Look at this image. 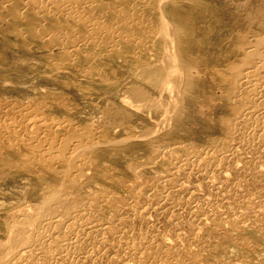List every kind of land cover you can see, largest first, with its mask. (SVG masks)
<instances>
[{
    "label": "rangeland",
    "instance_id": "rangeland-1",
    "mask_svg": "<svg viewBox=\"0 0 264 264\" xmlns=\"http://www.w3.org/2000/svg\"><path fill=\"white\" fill-rule=\"evenodd\" d=\"M6 1L0 0V264H264V136L251 127L252 114L249 122L239 117L240 109H264V97L248 91L251 99L246 89L239 95L233 72L241 63L239 36L264 32V0H168L170 41L159 35L157 0L118 4L115 14L131 15L128 26L105 13L115 0H82V7L76 0ZM97 21L111 32L128 27L130 36H90ZM166 70L177 74L173 90L165 89Z\"/></svg>",
    "mask_w": 264,
    "mask_h": 264
},
{
    "label": "bare ground",
    "instance_id": "bare-ground-1",
    "mask_svg": "<svg viewBox=\"0 0 264 264\" xmlns=\"http://www.w3.org/2000/svg\"><path fill=\"white\" fill-rule=\"evenodd\" d=\"M8 1V0H7ZM6 1V2H7ZM14 1V0H13ZM46 1V0H45ZM57 1V0H56ZM71 1V0H70ZM69 1V2H70ZM103 1V0H102ZM116 2L115 3H109V2H107L109 5L108 6H106L107 7V10H106V12L105 13H107L108 15H109V18H110V16H113V15H115L116 17H119L118 18V23H124L125 24V26H126V24H127V26H128V24L130 23V18H131V15L129 16L128 15V13H127V11L125 10V11H123V9H125L128 5H126L127 3H128V1H126V0H115ZM131 1V0H130ZM140 1H142V0H140ZM173 1V0H172ZM179 1V0H178ZM188 1H191V0H188ZM193 1V0H192ZM191 1V2H192ZM2 2H4V1H2ZM40 2H42V1H40ZM50 2V1H49ZM51 2H52V0H51ZM50 2V3H51ZM61 2H63V1H61ZM61 2H60V5H61ZM76 3H77V5L79 6V5H81V3H83L82 2V0H76L75 1ZM74 2V3H75ZM85 2V1H84ZM86 2H87V0H86ZM121 2H123L125 5V7H120V8H123V9H121V11L119 12V14L117 13V14H115L116 12H115V9H118V7L120 6H118V4H120ZM137 2V1H136ZM144 1H142V3H143ZM181 2V1H180ZM56 4L58 3L59 4V2L57 1V2H55ZM66 3H67V1H66ZM73 3V2H72ZM71 3V4H72ZM88 3H89V0H88ZM94 3V2H93ZM97 3V2H96ZM107 3H106V5H107ZM144 3H147V0H146V2H144ZM166 3H168V0H157V8H158V22H159V24H160V30H159V35L160 36H162V37H164L165 39H168L169 41L170 40H172V38H173V35H172V32H174V31H171V30H173L171 27H169V25H168V21H167V16H164L165 14V12H164V9H165V6H166ZM30 4V3H29ZM35 4V3H34ZM37 4V3H36ZM38 4H39V2H38ZM44 5V3H41V5ZM53 4V3H52ZM70 4V3H69ZM98 4V3H97ZM104 4V3H103ZM149 4V3H148ZM169 4V3H168ZM170 4H172V3H170ZM27 5V4H26ZM31 5V4H30ZM33 5V4H32ZM42 5V6H43ZM48 5V4H47ZM55 5V4H54ZM63 5V4H62ZM67 5V4H66ZM66 5H65V7H66ZM83 5H84V3H83ZM83 5H81V7L83 6ZM86 5H88V4H86ZM101 5V4H100ZM141 5V4H140ZM177 5H179V3L177 4ZM25 6V5H24ZM29 6V5H28ZM36 6V5H35ZM45 6H46V3H45ZM50 6H53V5H50ZM56 6V5H55ZM55 6H53V7H55ZM68 6V5H67ZM73 6H74V4H73ZM85 6V5H84ZM136 6V5H135ZM142 6V5H141ZM145 6V8H148V5L146 4V5H144ZM39 7V6H38ZM49 7V6H48ZM61 7H63V6H60L59 8H60V10H61ZM129 7V6H128ZM133 7V6H132ZM137 7H139V6H137ZM136 7V8H137ZM151 7H152V5H151ZM4 8V7H3ZM40 8V7H39ZM45 8V7H44ZM46 8H47V6H46ZM45 8V9H46ZM58 8V9H59ZM84 8V7H83ZM135 8V7H134ZM44 9V10H45ZM57 9V8H56ZM65 9V8H64ZM69 9H70V6H69ZM75 9V8H74ZM133 9V8H132ZM131 9V10H132ZM149 10H150V7L148 8ZM147 9V10H148ZM155 9V8H154ZM171 9V8H170ZM37 10H40V9H37ZM47 10V12H48V8L46 9ZM59 10V11H60ZM66 10H68V8L67 9H65V11ZM78 10H81V9H78ZM139 10V9H138ZM148 10V11H149ZM172 10V9H171ZM52 11V10H51ZM62 11V10H61ZM60 11V13L62 14V12ZM74 11V10H73ZM77 11V10H76ZM75 11V12H76ZM141 11V10H140ZM169 11V10H168ZM33 12V11H32ZM53 12H56V11H53ZM72 13V12H66V13H68V18H67V20L68 19H70V20H72V21H74V19H72L73 18V16L71 15V14H76V13ZM136 12V11H135ZM151 12V11H150ZM164 12V13H163ZM167 12V11H166ZM49 13H51V12H49ZM57 13V12H56ZM64 13V12H63ZM66 13H64V14H66ZM77 13H78V11H77ZM81 13V12H80ZM83 13V12H82ZM101 13V12H100ZM132 13V12H131ZM137 13V12H136ZM168 13V12H167ZM171 13V12H170ZM173 13V12H172ZM44 14V13H43ZM54 14V13H53ZM107 14H105V15H107ZM141 15H142V13H140ZM31 15V14H30ZM47 15V14H46ZM49 15V14H48ZM78 15H81V14H78ZM136 15V14H135ZM139 15V14H138ZM170 15H172V14H170ZM40 16V15H39ZM38 15H37V17H39ZM51 16V15H50ZM53 16V15H52ZM62 16V15H61ZM64 16H66V15H64ZM63 16V17H64ZM75 16H77V15H75ZM85 16V15H84ZM92 16H93V14H92ZM122 16H124V19H123V17ZM168 16H169V14H168ZM58 17H60V16H58ZM80 17V16H79ZM115 17V18H116ZM120 17H122V19L120 18ZM132 17H134V15H132ZM170 17V16H169ZM18 18H19V16H18ZM56 18V17H55ZM75 18V17H74ZM76 18H78V17H76ZM76 18H75V21H77V26H81V28L83 29V30H85L86 28H91V26L90 27H86L85 28V26H86V23L88 22V20L86 21V20H84V18H78V20H76ZM88 18V17H87ZM86 18V19H87ZM92 18V17H91ZM99 17H97L96 16V18L95 19H98ZM109 18L107 19V21H105V20H103L102 19V22L104 21V22H110V20H109ZM136 18V17H135ZM88 19H90V18H88ZM172 19V18H171ZM18 20V19H17ZM101 20V19H100ZM135 20V19H134ZM137 20V19H136ZM141 20V19H140ZM8 21V20H7ZM22 21V20H21ZM43 21H45V20H43ZM60 21V20H59ZM74 21V22H75ZM131 21H133V19L131 20ZM139 21V20H138ZM149 21V20H148ZM170 21V20H169ZM246 21V20H245ZM23 22V21H22ZM35 22H37V21H35ZM58 22V21H57ZM93 22V21H92ZM101 21L100 22H95V26L93 25V30L90 32V33H92V34H90V36L91 35H93V34H97V32H100L101 30H104V31H107V32H109L111 29H110V27L109 26H106L104 23H102ZM129 22V23H128ZM143 22V21H142ZM171 22V21H170ZM39 23V22H38ZM41 23V22H40ZM47 23V22H46ZM90 23H91V21H90ZM94 23V22H93ZM99 23H101V24H99ZM112 23V22H111ZM173 23V22H172ZM171 23V24H172ZM42 24V23H41ZM57 24H59V23H57ZM69 24V23H68ZM67 23H66V25H68ZM153 24V23H152ZM234 24V23H233ZM55 25V24H54ZM91 25V24H90ZM133 25H134V23H133ZM179 25V24H178ZM177 25V26H178ZM254 25V24H253ZM64 26V25H63ZM118 26V25H117ZM121 25H119L117 28H119ZM136 26H137V24H136ZM159 26V25H158ZM170 26H172V25H170ZM252 26V25H251ZM264 26V25H263ZM37 27H38V25H37ZM39 27H42V25L41 26H39ZM143 27H145V26H143ZM249 27V26H248ZM34 28V27H33ZM36 28V27H35ZM43 28V27H42ZM69 28V27H68ZM85 28V29H84ZM124 28V27H123ZM132 28V27H131ZM138 28V27H137ZM173 28H175L174 26H173ZM179 28V27H178ZM256 28V27H255ZM260 28H262V27H260ZM259 28V29H260ZM48 29V28H47ZM61 29V31L63 30V32H64V30L65 29H62V28H60ZM59 29V30H60ZM71 29H72V26H71ZM33 30V29H32ZM58 30V29H57ZM69 30V29H68ZM114 30V29H113ZM112 30V31H113ZM118 30V29H117ZM119 30H121V31H119ZM119 32L120 33H118L117 31H115L114 30V32L116 33L117 32V34H116V36H115V34H113L114 32H111L110 31V33H112L113 35H109L108 36V39L111 41V39H113L114 37H116V38H119L120 40L121 39H125V37L126 36H130L129 35V33H127L126 34V32L129 30V28L127 27V28H125L124 29V31H123V29H120L119 28ZM175 30V29H174ZM44 31H45V29H44ZM51 30H49V31H47V32H43L44 33V35L45 34H48L49 32H50ZM53 31V30H52ZM65 31H67V30H65ZM77 31V30H76ZM103 31V32H104ZM187 31H189V30H187ZM57 32H59V31H57ZM79 32V31H78ZM102 32V31H101ZM100 32V33H101ZM102 32V33H103ZM131 32H132V29H131ZM38 33V32H37ZM37 33H35L36 34V37H37ZM54 33V32H53ZM59 33H61V35H60V37L62 36V32H59ZM64 33H66V35L68 34L67 32H64ZM73 34H74V32H72ZM89 33V32H88ZM100 33H98V34H100ZM106 33V32H105ZM136 33H137V31H136ZM135 33V34H136ZM145 33V32H144ZM191 33V32H190ZM221 33V32H220ZM248 33H250V30H249V32ZM18 34V33H17ZM20 34V33H19ZM50 34V33H49ZM52 34V33H51ZM54 34H56V33H54ZM80 34V33H79ZM97 34V35H98ZM104 34V33H103ZM133 34H134V32H133ZM134 34V35H135ZM195 34V33H194ZM237 34V33H236ZM43 34H41V36H42ZM53 35V34H52ZM59 34H57V36H58ZM65 35V34H64ZM82 35H86V33L84 34V33H82L81 34V36ZM94 35V36H95ZM102 35V34H101ZM101 35H99V37L101 36ZM150 35V34H149ZM249 34H241L239 37V44H237L236 45V49L237 50H240V53H241V63H240V66L239 65H237V66H234V68H233V72L235 73V74H237V79H236V83H235V88L236 89H238L237 91H235V92H239L238 94L240 95V93H242V91L243 90H247V92L249 91L250 93H252L255 97H253V98H256V96L258 97V95H262L263 97H264V32H260V33H258V31L256 32L255 31V33L253 34V35H251V36H248ZM35 36V35H34ZM40 36V35H39ZM41 36H40V38H41ZM47 36V35H46ZM71 39H72V37L70 36V35H68ZM68 36H66V38L69 40L70 38H68ZM73 36V35H72ZM89 36V37H90ZM105 35H103V37H104ZM107 36V35H106ZM133 36V35H132ZM130 37V39L131 38H134V39H132V40H135V41H137L136 39H135V37ZM160 36H158V37H160ZM186 36V35H185ZM198 36V35H197ZM48 37V36H47ZM59 37V36H58ZM62 37H64L65 38V36H62ZM60 38V39H62V40H64L63 38ZM88 37V35H87V38H89ZM102 37V38H103ZM154 37H156V36H154ZM175 37V36H174ZM32 38V37H31ZM44 38V37H43ZM50 38H53L52 36L50 37ZM56 39H57V37H55ZM65 38V39H66ZM82 38H84V37H82ZM86 38V37H85ZM98 38V37H97ZM107 38V37H106ZM129 38V37H128ZM37 39V38H36ZM66 39V40H67ZM79 39V38H78ZM90 39V38H89ZM100 40H101V38H99ZM123 39V40H124ZM126 39H127V37H126ZM162 39V38H161ZM192 39V38H191ZM39 40V39H38ZM45 40H48L47 38H45ZM76 40V39H75ZM91 40V39H90ZM92 40H94V38L92 39ZM91 40V41H92ZM95 40H96V38H95ZM98 40V39H97ZM119 40V41H120ZM131 40V41H132ZM167 40V41H168ZM173 40H175V38H173ZM52 42L54 41V39L53 40H51ZM59 41V40H58ZM70 41V40H69ZM106 41H108L107 39L105 40V42ZM110 41H108L109 43H110ZM167 41H165L166 42V44H168L169 43V41L167 42ZM193 41H194V39H193ZM40 42H41V39H40ZM63 42V41H62ZM62 42H61V44H62ZM71 42V41H70ZM100 42H102V41H100ZM99 42V43H100ZM114 42V41H113ZM124 42H126V40L124 41ZM42 43V42H41ZM72 43L74 44L75 42H73L72 41ZM78 43V42H77ZM92 43V42H91ZM103 43V42H102ZM107 43V42H106ZM129 43H130V41L128 42V44H127V42H126V44L127 45H129ZM137 43H138V41H137ZM171 43H172V41H171ZM170 43V44H171ZM195 43V42H194ZM200 43V42H199ZM49 44H50V42H49ZM73 44H71V45H73ZM111 44H112V42H111ZM115 44V43H114ZM114 44H112L113 46H111V47H114ZM118 44V43H117ZM121 44V43H120ZM174 44H175V42H174ZM48 45V44H47ZM52 46L54 45V44H51ZM75 46H77L76 44H74ZM73 45V46H74ZM83 45V44H82ZM97 45H99V44H97ZM107 45V44H106ZM105 45V46H106ZM130 45H131V43H130ZM169 45V44H168ZM168 45H166V46H168ZM14 46V45H13ZM58 46V45H57ZM57 46H55V47H57ZM96 46V45H95ZM103 46V45H102ZM108 46V45H107ZM109 46H110V44H109ZM165 46V47H166ZM172 46V45H171ZM46 47V46H45ZM45 47H44V49H45ZM51 47V46H50ZM111 47H108V48H111ZM133 47V46H132ZM164 47V48H165ZM173 47V46H172ZM176 47V46H175ZM48 48L49 47H47L46 49L48 50ZM58 48V47H57ZM57 48H56V50H57ZM61 48H64V47H61ZM72 48V47H71ZM60 49V48H59ZM58 49V50H59ZM70 49V48H69ZM68 49V50H69ZM115 49V48H114ZM63 51H65L64 49H62ZM135 50H137V49H135ZM134 50V51H135ZM168 50L169 51H171V50H175V49H172V48H170L169 49V46H168ZM168 50L167 51H165L164 52V57L163 58H165V55H167V54H165V53H167L168 52ZM178 50V49H177ZM50 51V50H49ZM76 51V50H75ZM111 51V50H110ZM118 51V50H117ZM68 51H66V53H67ZM119 52L121 53V51L119 50ZM46 53V52H45ZM171 53V52H170ZM173 53V52H172ZM172 53H171V55H172ZM52 54V53H51ZM110 54V53H109ZM113 54V53H112ZM119 54V53H118ZM117 54V55H118ZM168 54H169V52H168ZM175 54V53H174ZM173 54V55H174ZM111 55V54H110ZM131 55H133V54H131ZM135 55V54H134ZM170 55V56H171ZM239 55V54H238ZM69 56V55H68ZM87 56V55H86ZM123 56V55H122ZM221 56V55H220ZM176 57V56H175ZM70 58V57H69ZM129 58V57H128ZM135 58V57H134ZM171 58H173V57H171ZM171 58H167V59H169V60H171ZM178 58V57H177ZM177 58H175L176 59V61L177 62H179V59H177ZM221 58V57H220ZM219 58V59H220ZM51 59V58H50ZM97 59V58H96ZM95 59V60H96ZM175 59H173V60H175ZM130 60V59H129ZM140 60V59H139ZM159 60V59H158ZM161 60H163V59H161ZM166 60V59H165ZM173 60H172V63H174L173 62ZM218 60V59H217ZM216 60V61H217ZM62 61V60H61ZM69 61V60H68ZM138 61V60H137ZM160 61V60H159ZM219 61V60H218ZM238 61V60H237ZM158 62V61H157ZM157 62H155V63H157ZM164 60L162 61V68H163V65H164ZM165 62H167V61H165ZM169 62V61H168ZM171 62V61H170ZM58 63V62H57ZM155 63H153V64H155ZM176 63V62H175ZM232 63H234V62H232ZM231 63V64H232ZM239 63V62H238ZM58 64H60V63H58ZM181 64V62L179 63V65ZM220 64V63H219ZM89 65V64H88ZM159 65V64H158ZM157 65V66H158ZM166 65V64H165ZM229 65H230V63H229ZM54 66V65H53ZM73 66V65H72ZM146 66V65H145ZM149 66H151L150 64H149ZM153 66H155V65H153ZM152 66V69L154 68ZM156 67V66H155ZM172 67V69H173V67H174V65H172L171 66ZM170 66H169V68H171ZM148 68V67H147ZM161 68V70H162V73L164 72V70ZM175 68V67H174ZM180 69H182L183 70V68H181V65H180V67H179ZM178 68V69H179ZM224 68V67H223ZM222 68V69H223ZM232 68V67H231ZM80 69V68H79ZM85 69V68H84ZM87 69H89V68H87ZM141 69V68H140ZM149 69V68H148ZM171 69V70H172ZM179 69V70H180ZM86 70V69H85ZM92 70V69H91ZM145 70V69H144ZM149 70H151V67H150V69ZM173 70H175V69H173ZM176 70V71H178L179 73H180V71L182 72V70ZM215 70H216V68H215ZM228 70H230V69H228ZM227 70V71H228ZM146 71V70H145ZM167 71V70H166ZM170 70H168L167 72H165V73H168ZM67 72V71H66ZM95 72H96V70H95ZM153 72V71H152ZM229 72V71H228ZM232 72V73H233ZM99 73V72H98ZM143 73V75H144V72H142ZM145 73H147V72H145ZM162 73L157 69V71H155L154 72V74L156 75V78H160V81L162 80V79H164V78H162ZM176 73V72H175ZM81 74V73H80ZM148 74H149V72H148ZM164 74V73H163ZM219 74V73H218ZM83 75V74H82ZM183 75V74H182ZM220 75V74H219ZM218 75V76H219ZM230 75V74H229ZM233 75V74H232ZM51 76V75H50ZM142 76V75H141ZM179 76V75H178ZM181 76V75H180ZM228 76V75H227ZM115 77V76H114ZM140 77V76H139ZM138 77V78H139ZM164 77H165V75H164ZM176 77V78H175ZM220 77V76H219ZM173 78H175L176 80H177V74H176V76H175V74H174V72L173 71H170L169 73H168V75H167V77L165 78V80H163L164 81V84H165V89H171V87H172V84L175 82H173V80H175V79H173ZM155 79V78H154ZM171 79H173V80H171ZM184 79V78H183ZM190 79V78H189ZM229 79V78H228ZM147 81H148V79H146ZM157 80V79H156ZM162 81V82H163ZM150 81H148V83H149ZM173 82V83H172ZM178 82V81H177ZM181 81H179V83H180ZM183 82V81H182ZM226 82V81H225ZM113 83V82H112ZM161 83V82H160ZM223 83H224V81H223ZM103 84V83H102ZM176 84V83H175ZM186 84V83H185ZM228 84V83H227ZM152 85V84H151ZM177 85V84H176ZM178 85H180V84H178ZM187 85V84H186ZM231 85V84H230ZM155 86V85H154ZM183 86H185V85H183ZM183 86H182V88H183ZM225 86V85H224ZM135 87H136V85H135ZM161 87H163L162 85H161ZM189 87V86H188ZM187 87V88H188ZM192 87V86H191ZM80 88V87H79ZM134 88V87H133ZM132 88V89H133ZM140 88V87H139ZM138 88V89H139ZM173 88V87H172ZM178 88V87H177ZM141 89H143L142 87H141ZM140 89V90H141ZM162 89V88H161ZM164 89V88H163ZM179 89H180V86H179ZM171 90H173V89H171ZM176 90H178V89H176ZM175 89H174V93H175V91H176ZM191 90V89H190ZM143 91V90H142ZM159 91H161V90H159ZM163 91V90H162ZM161 91V92H162ZM165 91V90H164ZM139 92H141V91H137V90H135V91H133V93L136 95V98L138 97V93ZM145 92H146V90H145ZM161 92H159L160 94H162ZM234 92V93H235ZM248 92V93H249ZM143 93V92H142ZM148 93V96H149V92H147ZM177 93V92H176ZM179 93V92H178ZM249 93V94H250ZM133 94V95H134ZM141 94V93H140ZM154 94V93H153ZM237 94V93H236ZM248 94V95H249ZM252 94H250L251 95V99H252ZM142 95V94H141ZM167 95V94H166ZM174 95H176V94H174ZM183 95V94H182ZM184 95H185V93H184ZM260 95V97L262 98V96ZM132 96V95H131ZM140 96V95H139ZM143 96V95H142ZM232 96H234V95H232ZM238 96V95H237ZM126 97H128V96H126ZM130 97V96H129ZM155 97V96H154ZM161 97V96H160ZM172 97H173V95H172ZM133 98V97H132ZM135 98V99H136ZM138 98H140V97H138ZM173 98H175V96L173 97ZM235 98V97H234ZM243 98V97H242ZM260 98V99H261ZM147 99V98H146ZM163 99H165V98H163ZM172 99V98H171ZM176 99H177V96H176ZM175 99V100H176ZM237 100L239 99L238 97L236 98ZM241 99V98H240ZM247 99H248V97H247ZM258 99V98H257ZM57 100V99H56ZM127 100V99H126ZM139 100H141V99H139ZM138 100V101H139ZM150 100V99H149ZM154 100V99H153ZM232 100V99H231ZM244 100V99H243ZM145 101V100H144ZM143 101V102H144ZM148 101V100H147ZM239 101V100H238ZM261 101V100H260ZM262 101H263V99H262ZM142 102V103H143ZM153 102V101H152ZM167 102V101H166ZM171 102V101H170ZM169 102V103H170ZM233 102V101H232ZM235 102H236V100H235ZM244 101H242V103H243ZM146 103V102H145ZM149 103V102H148ZM168 103V104H169ZM172 103H174V102H172ZM241 103V104H242ZM245 103V102H244ZM4 104V103H3ZM133 104V103H132ZM235 104V103H234ZM238 104V103H237ZM255 104H258V102L256 101V102H254V105ZM36 105V104H35ZM174 105V104H173ZM244 105H246V104H244ZM244 105H242V106H244ZM252 104L250 103V106H251ZM30 106V105H29ZM166 106H167V104H166ZM171 106V105H170ZM169 106V107H170ZM176 106H178V105H176ZM257 106V105H256ZM264 106V105H263ZM14 107V106H13ZM114 107V106H113ZM123 107V106H122ZM146 106L144 105V108H145ZM172 107V106H171ZM248 107H249V105H248ZM255 107V106H254ZM260 107V106H259ZM259 107H257V108H259ZM10 108H12L11 106H10ZM108 108V107H107ZM115 108V107H114ZM142 108V107H141ZM175 108V107H174ZM246 108V107H245ZM256 108V109H257ZM264 108V107H263ZM23 109V108H22ZM25 109H27L26 107H25ZM110 109H111V107H110ZM113 109V108H112ZM123 109V108H122ZM121 109V110H122ZM147 109V108H146ZM172 109V108H171ZM176 109V108H175ZM178 109V108H177ZM262 108H260L259 110H255V111H253L252 110V112H242V109H240V112H241V116H239V117H241L242 119H247V118H249L248 119V122H249V120L252 118L253 119V124H252V122H251V124L253 125V126H251L252 128H254V126H255V132L257 133V134H260L259 136H264V109H262ZM28 110V109H27ZM108 110V109H107ZM119 110V109H118ZM117 110V111H118ZM125 110V109H124ZM128 110V109H127ZM173 110V109H172ZM251 110V109H250ZM16 111V110H15ZM18 111H20L19 109H18ZM30 110H28V112H29ZM33 111V110H32ZM109 111V110H108ZM126 111V110H125ZM129 111V110H128ZM148 111V110H147ZM169 111V110H168ZM249 111V110H248ZM6 112V111H5ZM119 112H121V111H119ZM237 112H239V110H237ZM239 112V113H240ZM35 112H33V114H34ZM111 113V112H110ZM123 113V112H122ZM16 114V113H15ZM29 114V113H28ZM107 114V113H106ZM126 114H127V112H126ZM168 114V113H167ZM167 114H164V115H167ZM250 114H252V117L250 118ZM21 115V114H20ZM117 115V114H116ZM122 115V114H121ZM15 116V115H14ZM23 116V115H22ZM29 116V115H28ZM110 116H112V115H110ZM109 116V117H110ZM125 116V115H124ZM10 117V116H9ZM16 117V116H15ZM113 117H115L114 115H113ZM119 116L117 115V118H118ZM32 118V117H31ZM30 118V119H31ZM34 118H36V117H34ZM40 118V117H39ZM111 118V117H110ZM237 118V117H236ZM241 118H238L239 120L241 119ZM262 119L263 118V121L262 120H260L261 121V123L260 122H258L259 120L258 119ZM26 119V118H25ZM130 119V118H129ZM251 119V120H252ZM3 120V119H2ZM19 120V119H18ZM32 120V119H31ZM108 120V119H107ZM106 120V121H107ZM162 120V119H161ZM239 120H238V122H239ZM27 121V120H26ZM38 121V120H37ZM114 121V120H113ZM71 122V121H70ZM122 122V121H121ZM125 122V121H124ZM161 122V121H160ZM160 122H159V125H160ZM163 122V121H162ZM169 122V121H168ZM29 123V122H28ZM46 123V122H45ZM169 123H171V122H169ZM233 123H235V122H233ZM31 124L33 125V126H36V125H34L32 122H31ZM44 124V123H43ZM42 123H41V125H43ZM56 124V123H55ZM70 124V123H69ZM89 124H91V123H89ZM105 124H107V122H105ZM111 124H112V121H111ZM111 124L109 125L110 127H111ZM162 124V123H161ZM236 124V123H235ZM247 124L248 123H246V126H247ZM9 125V124H8ZM38 125V124H37ZM40 125V126H41ZM53 125H54V123H53ZM88 125V124H87ZM93 125V124H92ZM92 125H91V127H92ZM104 125V124H103ZM245 125V124H244ZM24 127H25V124L23 125ZM75 126H76V124H75ZM108 126V125H107ZM232 126V125H231ZM234 126V125H233ZM232 126V127H233ZM236 126V125H235ZM8 127V126H7ZM10 127V126H9ZM51 127V126H50ZM53 127H55V125L53 126ZM65 127V126H64ZM70 127V126H69ZM83 127V126H82ZM104 127H106V125L104 126ZM162 127H164V126H162ZM231 127V128H232ZM242 127V126H241ZM240 127V128H241ZM12 128V127H11ZM17 128V127H16ZM15 128V129H16ZM51 130H52V128H50ZM65 129V128H64ZM81 129V128H80ZM106 129V128H105ZM104 129V130H105ZM156 129V128H155ZM160 129V128H159ZM247 129H248V127H247ZM1 130V129H0ZM11 130V129H10ZM82 130V129H81ZM93 130V129H92ZM153 130V129H152ZM233 130V129H232ZM232 130H230V131H232ZM246 130V129H245ZM11 131H13V130H11ZM30 131V130H29ZM75 131V130H74ZM87 131H89V130H87ZM235 131V129L233 130V132ZM86 132V131H85ZM105 132V131H104ZM150 132H152L151 130H150ZM150 132H149V134H150ZM233 132H231V133H233ZM238 131H236V133H237ZM248 132V131H247ZM251 132H252V130H251ZM49 134V133H48ZM90 134V133H89ZM246 134V133H245ZM249 134H251V133H249ZM253 134H255L254 132H253ZM65 135V134H64ZM80 135H81V133H80ZM83 135V134H82ZM145 135H147L148 136V134H145ZM152 135V134H151ZM161 135V134H160ZM233 135V134H232ZM236 135V134H235ZM40 135H38V137H39ZM61 136V135H60ZM67 136V135H66ZM78 136V135H77ZM90 136V135H89ZM258 136V137H259ZM50 137V136H49ZM54 137V136H53ZM62 137V136H61ZM60 137V138H61ZM80 137V136H79ZM88 137V136H87ZM145 137V136H144ZM151 137V136H150ZM11 138H12V136H11ZM16 138V137H15ZM55 138H56V136H55ZM54 138V139H55ZM67 138V137H66ZM65 138V136L63 137V139H66ZM73 138H75L74 136H73ZM81 138H83L82 136H81ZM99 138V137H98ZM129 138H131V137H129ZM243 138V137H242ZM5 139V138H4ZM40 139V138H39ZM49 141L51 140L50 138H47ZM46 138L44 139L45 141L47 140ZM57 139V138H56ZM55 139V140H56ZM70 139H71V137H70ZM126 139H128V138H126ZM154 139V138H153ZM244 139V138H243ZM251 139H253V138H251ZM25 140V139H24ZM43 140V139H42ZM58 140H59V138H58ZM61 140V139H60ZM67 140H69L68 138L66 139V141ZM85 140V139H84ZM219 140V139H218ZM11 141V140H10ZM54 141V140H53ZM83 141V140H82ZM122 141V140H121ZM121 141H119V144H120V142ZM130 141V140H129ZM233 141V140H232ZM8 142V141H7ZM67 142H69V141H67ZM72 142V141H71ZM70 142V143H71ZM92 142V141H91ZM108 142V141H107ZM126 142V141H125ZM124 142V143H125ZM254 142H255V140H254ZM25 143H27V142H25ZM46 143V142H45ZM47 143H48V141H47ZM53 143V142H52ZM75 143V142H74ZM110 143V142H109ZM122 143V142H121ZM216 143V142H215ZM17 144V143H16ZM28 144V143H27ZM37 144V143H36ZM39 144V143H38ZM73 144V143H72ZM77 144V143H76ZM81 144H82V142H81ZM11 145V144H10ZM48 145H50V144H48ZM52 145V144H51ZM70 144L68 143V146H69ZM83 145H84V143H83ZM97 145H99V144H97ZM126 145H127V143H126ZM169 145V144H168ZM167 145V146H168ZM173 145V144H172ZM71 147H72V145H70ZM89 146V145H88ZM87 146V147H88ZM94 146V145H93ZM167 146H165V148L167 147ZM175 146V145H174ZM187 146V145H186ZM215 146V145H214ZM252 146V145H251ZM14 147V146H13ZM48 147H51V146H48ZM71 147H70V150H71ZM75 147V146H74ZM83 147V146H82ZM89 147H91V146H89ZM108 147H110V146H108ZM173 147V146H172ZM209 147V146H208ZM236 147V146H235ZM234 147V148H235ZM258 147V146H257ZM12 148V147H11ZM40 148V147H39ZM54 148V147H53ZM78 148V147H77ZM79 148H81V147H79ZM37 149V148H36ZM35 149V150H36ZM44 149V148H43ZM52 149V148H51ZM90 149V148H89ZM95 149V148H94ZM204 149V148H203ZM216 149V148H215ZM54 150V149H53ZM74 150V149H73ZM72 150V151H73ZM86 150V149H85ZM92 150V149H91ZM168 150V149H167ZM191 150V149H190ZM193 150V149H192ZM234 150H236V148L234 149ZM93 151V150H92ZM160 151V150H159ZM229 151V150H228ZM37 152H39V151H37ZM41 152V151H40ZM39 152V153H40ZM79 152V151H78ZM82 152V151H81ZM86 152V151H85ZM91 152V151H90ZM234 152V151H233ZM237 152V151H236ZM30 153H32V152H30ZM39 153H37L38 155H39ZM42 153V152H41ZM40 153V154H41ZM45 153V152H44ZM48 153V152H47ZM171 153V152H170ZM224 153V152H223ZM51 154V153H50ZM50 154H49V156H50ZM84 154H88V153H84ZM204 154V153H203ZM247 154V153H246ZM46 155V154H45ZM53 155V154H52ZM90 155V154H89ZM202 155V154H201ZM233 155H234V153H233ZM239 155V154H238ZM35 157H36V154L34 155ZM41 156H43L42 154H41ZM86 156V155H85ZM91 156V155H90ZM189 156V155H188ZM194 156V155H193ZM192 156V157H193ZM200 156V155H199ZM213 156V155H212ZM236 156V155H235ZM29 157V156H28ZM32 157V156H31ZM40 157V156H39ZM51 157V156H50ZM53 157H54V155H53ZM78 157V156H77ZM80 157V156H79ZM83 156H81V158H82ZM87 157V156H86ZM198 157V156H197ZM217 157V156H216ZM238 157H240V156H238ZM243 157V156H242ZM25 158V157H24ZM23 158V159H24ZM27 158V157H26ZM37 158H38V156H37ZM37 158H35V159H37ZM43 158V157H42ZM49 158V157H48ZM47 158V159H48ZM69 158V157H68ZM162 158V157H161ZM188 158V157H187ZM219 158H220V156H219ZM218 158V159H219ZM29 159V158H28ZM28 159H27V161H28ZM34 159V162H36L37 163V161H38V159H37V161ZM76 159V158H75ZM77 159H79V158H77ZM240 159V158H239ZM25 160V159H24ZM30 160V159H29ZM43 160H44V158H43ZM49 160H50V158H49ZM54 160V159H53ZM80 160V159H79ZM83 160V159H82ZM90 160V158L88 159V161ZM149 160V159H148ZM187 160V159H186ZM193 160H194V158H193ZM41 161V160H40ZM88 161H86V162H88ZM171 160H169V162H170ZM196 161V160H195ZM216 161V160H215ZM24 162V161H23ZM29 162H31V161H29ZM33 162V163H34ZM80 162V161H79ZM90 162V161H89ZM92 162V161H91ZM210 162V161H209ZM211 162H213V160L211 161ZM234 162H236V161H234ZM17 163V162H16ZM26 163V162H25ZM25 163H24V165H25ZM28 163V162H27ZM26 163V165H28ZM39 163V162H38ZM43 163V162H42ZM42 163H40V164H42ZM53 163V162H52ZM137 163V162H136ZM171 163H173V162H171ZM138 164V163H137ZM235 164V163H234ZM10 165V164H9ZM8 165V166H9ZM14 165H16L15 163H14ZM25 165V166H26ZM29 165H30V163H29ZM29 165H28V167H29ZM32 166H33V164H31ZM36 165H38V166H40L39 164H36ZM88 165V164H87ZM86 165V169L88 168V166ZM215 165V164H214ZM19 166V165H18ZM84 166V165H83ZM129 166V165H128ZM136 166V165H135ZM178 166V165H177ZM176 166V167H177ZM42 167V166H41ZM74 167H75V165H74ZM73 167V168H74ZM82 167V166H81ZM78 168V167H77ZM92 168V167H91ZM90 168V169H91ZM138 168V167H137ZM190 168V167H189ZM15 169V168H14ZM83 169V168H82ZM85 169V170H86ZM262 169V168H261ZM78 170H79V168H78ZM81 170V169H80ZM89 170V169H88ZM69 171V170H68ZM111 171V170H110ZM77 172V171H76ZM75 172V173H76ZM6 173V172H5ZM8 173V172H7ZM38 173H40V172H38ZM42 173V172H41ZM71 173V172H70ZM77 173H79V172H77ZM80 173H82V171H80ZM84 173V172H83ZM88 173V172H87ZM171 173V172H170ZM3 175H4V173H3ZM42 175V174H41ZM77 175V174H76ZM84 175V174H83ZM82 175V176H83ZM85 175H86V171H85ZM227 175V174H226ZM257 175V174H256ZM228 176V175H227ZM77 177H78V175H77ZM165 177H167V176H165ZM76 178V177H75ZM84 178V177H83ZM162 178V177H161ZM172 178V177H171ZM74 178H72V180H73ZM77 179H80V178H77ZM76 179V180H77ZM82 179V178H81ZM169 179V178H168ZM168 179H167V181H168ZM256 179V178H255ZM75 180V179H74ZM84 180V179H83ZM110 180V179H109ZM120 180V179H119ZM118 180V181H119ZM140 180V179H139ZM161 180V179H160ZM166 180V179H165ZM208 180V179H207ZM214 181V180H213ZM247 181V180H246ZM72 182V181H71ZM79 182H80V180H79ZM82 182V181H81ZM158 182H160V181H158ZM70 183V182H69ZM73 183V182H72ZM130 183V182H129ZM74 184V183H73ZM126 184V183H125ZM233 184V183H232ZM77 185V184H76ZM138 185V184H137ZM150 185V184H149ZM73 187V186H72ZM71 188V187H70ZM70 188H68V189H70ZM74 188V187H73ZM77 188V187H76ZM68 189H66V190H68ZM141 189V188H140ZM173 189V188H172ZM200 189V188H199ZM107 190V189H106ZM139 190V189H138ZM168 191H170L169 189H167ZM173 190H175V189H173ZM137 191V190H136ZM140 191V190H139ZM176 191H177V189H176ZM175 191V192H176ZM174 192V193H175ZM191 192V191H190ZM173 193V194H174ZM66 194V193H65ZM149 194V193H148ZM193 194V193H192ZM253 194V193H252ZM61 195V194H60ZM145 195H146V193H145ZM166 195V194H165ZM222 195V194H221ZM51 196V195H50ZM62 196V195H61ZM64 196H66V195H64ZM244 196V195H243ZM167 197V196H166ZM188 197V196H187ZM149 198V197H148ZM168 198V197H167ZM66 199H68L67 197H66ZM89 199V198H88ZM64 200V199H63ZM69 200V199H68ZM85 201H87V200H85ZM90 201V200H89ZM89 201H87V202H89ZM109 201V200H108ZM129 201V200H128ZM166 201V200H165ZM174 201V200H173ZM177 201V200H176ZM54 202V201H53ZM64 202H66V200H64ZM68 202V201H67ZM84 202V201H83ZM130 202V201H129ZM225 202V201H224ZM48 203H50V202H48ZM62 203V202H61ZM60 203V204H61ZM82 203V202H81ZM86 203V202H85ZM137 203V202H136ZM196 203V202H195ZM47 204V203H46ZM58 204V203H57ZM63 204V203H62ZM66 204V203H65ZM64 205V204H63ZM57 206V205H56ZM151 206V205H150ZM193 206V205H192ZM58 207H59V205H58ZM172 207H173V205H172ZM45 208V207H44ZM43 208V209H44ZM54 208V207H53ZM81 208V207H80ZM144 208V207H143ZM152 209H153V207H151ZM150 208V209H151ZM174 208V207H173ZM178 208V207H177ZM56 209V208H55ZM156 209H157V207H156ZM40 211V210H39ZM44 211V210H43ZM83 211V210H82ZM139 211V210H138ZM143 211L145 212V210L143 209ZM159 211V210H158ZM161 211V210H160ZM42 212V211H41ZM142 212V211H141ZM163 211H161V213H162ZM71 213V212H70ZM73 213V212H72ZM76 213V212H75ZM150 213V212H149ZM159 213V212H158ZM160 213V214H161ZM45 214V213H44ZM55 214V213H54ZM62 214V213H61ZM49 215H51V214H49ZM55 215H57V214H55ZM63 215V214H62ZM73 215V214H72ZM75 216V215H74ZM146 216V215H145ZM148 216V215H147ZM161 216V215H160ZM69 217V216H68ZM76 217V216H75ZM140 217V216H139ZM144 217V216H143ZM29 218V217H28ZM58 218V217H57ZM178 218V217H177ZM49 219V218H48ZM78 219V218H77ZM51 220V219H50ZM58 220V219H57ZM47 221V220H46ZM49 221V220H48ZM133 221V220H132ZM179 221V220H178ZM226 221V220H225ZM60 222V221H59ZM80 222V221H79ZM58 223V222H57ZM70 223V222H69ZM49 224V223H48ZM150 224V223H149ZM26 225V224H25ZM50 225V224H49ZM54 225H56V224H54ZM54 225H52V226H54ZM78 225H80V224H78ZM92 225H94V224H92ZM18 226V225H17ZM45 226V225H44ZM67 226V225H66ZM105 226H106V224H105ZM108 226V225H107ZM106 226V227H107ZM153 226V225H152ZM104 227V226H103ZM103 227L101 228V229H103ZM109 227V226H108ZM53 228V227H52ZM213 228V227H212ZM14 229V228H13ZM12 229V230H13ZM16 229H17V227H16ZM42 229V228H41ZM48 229V228H47ZM46 229V230H47ZM98 229V228H97ZM107 229V228H106ZM46 230H44V232L46 231ZM104 230V229H103ZM64 231V230H63ZM89 232V231H88ZM65 233H67V232H65ZM64 233V234H65ZM43 234V233H42ZM88 234V233H87ZM121 234H122V232H121ZM177 234V233H176ZM85 235V234H84ZM119 235V234H118ZM129 235V234H128ZM43 236H44V234H43ZM86 236V235H85ZM195 236V235H194ZM114 237H115V235H114ZM14 238H16V237H14ZM70 238V237H69ZM40 239V238H39ZM48 239H49V237H48ZM88 239V238H87ZM139 239V238H138ZM24 240V239H23ZM35 240V239H34ZM75 240V239H74ZM15 241V240H14ZM38 241V240H37ZM81 241V240H80ZM101 241V240H100ZM25 242V241H24ZM79 242V241H78ZM23 243V242H22ZM27 243H29L28 241H27ZM34 243V242H33ZM107 243V242H106ZM112 243V242H111ZM190 243V242H189ZM25 244V243H24ZM23 244V245H24ZM35 244V243H34ZM19 245V244H18ZM25 246V245H24ZM27 246V245H26ZM17 247V246H16ZM33 247V246H32ZM75 247V246H74ZM90 247V246H89ZM120 247V246H119ZM39 248V247H38ZM97 248V247H96ZM131 248V247H130ZM1 249V248H0ZM91 249V248H90ZM107 249V248H106ZM123 249V248H122ZM125 249V248H124ZM132 249V248H131ZM54 250V249H53ZM65 250V249H64ZM165 250V249H164ZM27 251V250H26ZM70 251V250H69ZM104 251V250H103ZM163 251V250H162ZM140 252V251H139ZM76 254V253H75ZM33 256V255H32ZM91 257V256H90ZM153 258V257H152ZM37 259V258H36ZM71 259V258H70ZM100 259V258H99ZM92 260V259H91ZM94 260V259H93ZM150 260V259H149ZM152 261V260H151ZM207 261V260H206ZM55 262V261H54ZM150 262V261H149ZM184 262V261H183ZM81 263V262H80ZM187 263V262H186ZM55 264V263H54ZM59 264V263H58Z\"/></svg>",
    "mask_w": 264,
    "mask_h": 264
}]
</instances>
